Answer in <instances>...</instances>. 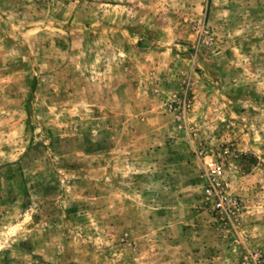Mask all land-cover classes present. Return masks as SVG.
Here are the masks:
<instances>
[{
	"label": "rangeland",
	"instance_id": "374dc122",
	"mask_svg": "<svg viewBox=\"0 0 264 264\" xmlns=\"http://www.w3.org/2000/svg\"><path fill=\"white\" fill-rule=\"evenodd\" d=\"M0 264H264V0H0Z\"/></svg>",
	"mask_w": 264,
	"mask_h": 264
},
{
	"label": "built area",
	"instance_id": "2783aa9c",
	"mask_svg": "<svg viewBox=\"0 0 264 264\" xmlns=\"http://www.w3.org/2000/svg\"><path fill=\"white\" fill-rule=\"evenodd\" d=\"M206 177L209 180L205 193L208 197L214 199V207L219 211H226L227 208L232 209L236 203L226 197L223 193L220 179L223 175V165L216 160H209L204 163Z\"/></svg>",
	"mask_w": 264,
	"mask_h": 264
}]
</instances>
